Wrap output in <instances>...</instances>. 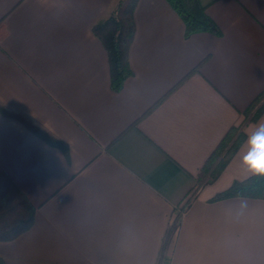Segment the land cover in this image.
Instances as JSON below:
<instances>
[{"label": "crops", "instance_id": "1", "mask_svg": "<svg viewBox=\"0 0 264 264\" xmlns=\"http://www.w3.org/2000/svg\"><path fill=\"white\" fill-rule=\"evenodd\" d=\"M117 1L0 0V104L67 147L0 114V171L35 208L0 258L264 264V199L212 200L264 170V112L220 174L201 176L264 91V0H197L219 34L189 36L167 0H136L132 73L113 90L93 27Z\"/></svg>", "mask_w": 264, "mask_h": 264}, {"label": "trees", "instance_id": "2", "mask_svg": "<svg viewBox=\"0 0 264 264\" xmlns=\"http://www.w3.org/2000/svg\"><path fill=\"white\" fill-rule=\"evenodd\" d=\"M136 0H118L107 18L93 27L102 41L109 58L111 87L119 90L124 80L131 75L128 64V48L134 34L133 8ZM185 25V35L197 32L219 34V29L206 14L197 0H167ZM254 113L251 114V111ZM264 112V91L250 105L243 122L230 129L211 156L205 162L202 173L214 180L224 169L228 161L243 142V127L249 121L256 120ZM0 114L21 122L35 135L66 152V144L53 137L47 131L33 125L20 114L7 110L0 104ZM229 197H247L264 199V170L243 180L234 181L227 189L217 193L212 200ZM35 208L12 181L0 171V241H8L27 230L33 222ZM0 264H5L0 258Z\"/></svg>", "mask_w": 264, "mask_h": 264}, {"label": "rangeland", "instance_id": "3", "mask_svg": "<svg viewBox=\"0 0 264 264\" xmlns=\"http://www.w3.org/2000/svg\"><path fill=\"white\" fill-rule=\"evenodd\" d=\"M253 113H254V110L251 111V114H253ZM201 176H202L204 182L210 180V177H209L208 175H205V174L203 175V173H202ZM202 178H201V179H202ZM192 194H194V190H193V193L191 192V195H192ZM191 195H190L189 198L185 201V203H184L185 205H184V206H186V205L188 204L190 198L192 197Z\"/></svg>", "mask_w": 264, "mask_h": 264}]
</instances>
